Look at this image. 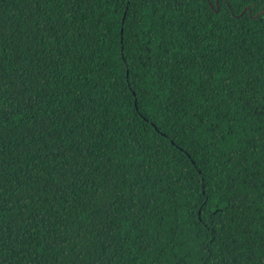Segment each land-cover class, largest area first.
<instances>
[{"label":"trees","instance_id":"16d2710c","mask_svg":"<svg viewBox=\"0 0 264 264\" xmlns=\"http://www.w3.org/2000/svg\"><path fill=\"white\" fill-rule=\"evenodd\" d=\"M0 48V264H264V0H0Z\"/></svg>","mask_w":264,"mask_h":264},{"label":"snow or ice","instance_id":"6c2138e0","mask_svg":"<svg viewBox=\"0 0 264 264\" xmlns=\"http://www.w3.org/2000/svg\"><path fill=\"white\" fill-rule=\"evenodd\" d=\"M123 2L126 4V6L131 9L133 8V6L135 4H141L142 6H146L147 3H148V0H123ZM202 3H205L209 6H213V5H218L220 3V0H201ZM122 20L124 21H128L129 20V16L127 14H121V17H120ZM0 51H4L2 48H0ZM125 63H127V60H125ZM128 88L131 90V82L128 84ZM132 95L134 96L135 93L133 92ZM138 103V102H137ZM208 203V201H204L202 202L203 206L200 207V208H195V212L197 213H200L204 219H207L208 216H212L213 218H215V215L217 214L215 212V208L218 206V205H213V210L209 213H204V206H206ZM219 203H223V201H219ZM3 201L0 200V209H2L3 207ZM190 211H192V209H190ZM205 228H210L211 231L214 233L215 232V229L211 227V225L209 224H205L204 225ZM212 243H215V240L213 239L212 240Z\"/></svg>","mask_w":264,"mask_h":264}]
</instances>
